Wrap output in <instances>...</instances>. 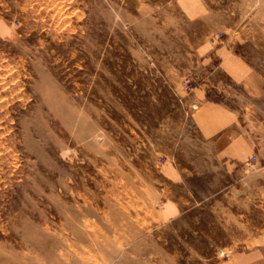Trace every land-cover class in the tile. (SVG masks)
<instances>
[{
    "label": "rangeland",
    "instance_id": "obj_1",
    "mask_svg": "<svg viewBox=\"0 0 264 264\" xmlns=\"http://www.w3.org/2000/svg\"><path fill=\"white\" fill-rule=\"evenodd\" d=\"M202 41L234 45L263 81L236 105L258 159L237 175L192 122L185 78L216 75ZM166 159L190 188L169 221ZM241 255L264 264V0H0V264Z\"/></svg>",
    "mask_w": 264,
    "mask_h": 264
},
{
    "label": "crops",
    "instance_id": "obj_2",
    "mask_svg": "<svg viewBox=\"0 0 264 264\" xmlns=\"http://www.w3.org/2000/svg\"><path fill=\"white\" fill-rule=\"evenodd\" d=\"M197 55L201 66H214L216 75L204 79L192 92V122L202 141L208 143L218 166L227 175H237L257 147L241 122L236 105L241 97L256 95L263 81L234 45L223 43L212 49L202 41L197 45ZM214 95L220 98L215 99ZM159 173L160 180H165L164 184L160 182L159 212L169 221L179 217L189 199L188 178L172 159L161 163ZM240 258V264H246V256Z\"/></svg>",
    "mask_w": 264,
    "mask_h": 264
},
{
    "label": "built area",
    "instance_id": "obj_3",
    "mask_svg": "<svg viewBox=\"0 0 264 264\" xmlns=\"http://www.w3.org/2000/svg\"><path fill=\"white\" fill-rule=\"evenodd\" d=\"M221 38V34L217 33L216 35H214L213 41H217ZM199 76L198 75H191V76H187L184 80V89L186 90L187 93H191L194 88L196 83L199 81ZM258 163V159L255 155H252L248 161L247 164L248 165H256Z\"/></svg>",
    "mask_w": 264,
    "mask_h": 264
}]
</instances>
